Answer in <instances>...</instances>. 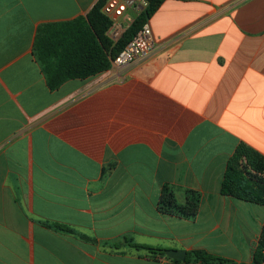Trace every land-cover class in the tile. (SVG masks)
I'll use <instances>...</instances> for the list:
<instances>
[{
  "label": "crops",
  "instance_id": "crops-1",
  "mask_svg": "<svg viewBox=\"0 0 264 264\" xmlns=\"http://www.w3.org/2000/svg\"><path fill=\"white\" fill-rule=\"evenodd\" d=\"M99 1L0 0V264L252 263L264 206L221 188L240 144L264 156V0H166L155 52L50 89L38 28ZM165 186L202 194L195 221Z\"/></svg>",
  "mask_w": 264,
  "mask_h": 264
},
{
  "label": "trees",
  "instance_id": "trees-1",
  "mask_svg": "<svg viewBox=\"0 0 264 264\" xmlns=\"http://www.w3.org/2000/svg\"><path fill=\"white\" fill-rule=\"evenodd\" d=\"M106 1L100 0L87 17H79L72 21L45 23L38 28L34 43V57L40 64L50 89L56 90L72 79L83 80L110 70L113 61L127 44L139 35L143 26L166 0H148V7L116 43L107 36L111 21L102 12ZM250 170L264 172V156L253 148L240 144L229 160L221 193L237 200L264 206V179L251 175ZM176 194L173 187H164L158 205L160 213L195 221L199 215L202 194L198 191L187 190L185 203L180 202ZM55 227L63 230L62 227ZM138 248L165 257L164 251L148 247ZM167 260L170 264H183L179 260L168 258ZM184 264L235 263L209 255L205 251L196 250L187 254ZM250 264H264V226Z\"/></svg>",
  "mask_w": 264,
  "mask_h": 264
},
{
  "label": "built area",
  "instance_id": "built-area-1",
  "mask_svg": "<svg viewBox=\"0 0 264 264\" xmlns=\"http://www.w3.org/2000/svg\"><path fill=\"white\" fill-rule=\"evenodd\" d=\"M148 5V0H107L102 12L111 21L108 38L114 43L118 42ZM154 35L153 28L148 21L139 35L130 41L113 61V65L122 68L155 52L159 41Z\"/></svg>",
  "mask_w": 264,
  "mask_h": 264
},
{
  "label": "water",
  "instance_id": "water-1",
  "mask_svg": "<svg viewBox=\"0 0 264 264\" xmlns=\"http://www.w3.org/2000/svg\"><path fill=\"white\" fill-rule=\"evenodd\" d=\"M166 256L171 259V260H179L182 263L186 262L187 259V253L186 251H181V250H169L166 251Z\"/></svg>",
  "mask_w": 264,
  "mask_h": 264
},
{
  "label": "rangeland",
  "instance_id": "rangeland-1",
  "mask_svg": "<svg viewBox=\"0 0 264 264\" xmlns=\"http://www.w3.org/2000/svg\"><path fill=\"white\" fill-rule=\"evenodd\" d=\"M250 173H251V175H257L259 178H262V179H264V172L262 171V172H255V171H251L250 170Z\"/></svg>",
  "mask_w": 264,
  "mask_h": 264
}]
</instances>
